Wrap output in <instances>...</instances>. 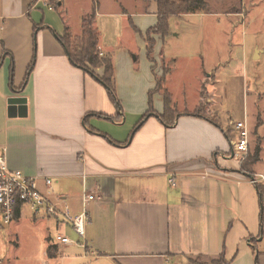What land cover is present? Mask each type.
Returning a JSON list of instances; mask_svg holds the SVG:
<instances>
[{"label": "crops", "instance_id": "crops-1", "mask_svg": "<svg viewBox=\"0 0 264 264\" xmlns=\"http://www.w3.org/2000/svg\"><path fill=\"white\" fill-rule=\"evenodd\" d=\"M68 1L81 5L77 31ZM81 1L0 0V149L12 168L37 176L47 198L68 204L73 214L83 211L85 191L96 196L86 203L85 237L75 232L76 243L71 236L72 243L55 242L59 233L68 237L72 227L54 217L57 232L46 237L45 255L55 244L54 258L72 251L63 258L75 259L80 248L81 259L107 264H211L222 255L226 264H257L256 256L264 264V251L258 249L264 242V231L259 238L264 194L262 198L258 188L264 193V179L252 181L264 177L259 168L264 117L259 114L255 140L247 101L253 92L241 70L233 69L229 49L228 57L222 53L221 58L211 31L202 28L194 35L195 48L182 51L202 62L206 76L198 80V75L197 81L207 87V113L194 114L202 89L196 105L180 108L175 103L180 113L167 127L159 119L165 107L161 90L153 95L154 114L137 129L159 77L174 97L172 70L166 72L164 63H177L182 54L181 49L167 50L180 38V21L201 17L199 27H204L211 10L172 16L170 36H155L152 60L146 36L158 20L155 0H89L88 8ZM53 4L60 17L51 13ZM94 5L99 48L102 56L113 59L121 108L95 76L73 64L60 41L65 27L75 36L82 33L83 18ZM124 29L132 45L124 42ZM18 97L26 102H10ZM236 119L248 121L250 147H261L252 178L241 172V160L234 155L238 133L231 122ZM45 177L51 186L44 184ZM27 206L32 207L22 206L18 218Z\"/></svg>", "mask_w": 264, "mask_h": 264}, {"label": "rangeland", "instance_id": "rangeland-1", "mask_svg": "<svg viewBox=\"0 0 264 264\" xmlns=\"http://www.w3.org/2000/svg\"><path fill=\"white\" fill-rule=\"evenodd\" d=\"M206 1L209 4L212 16L205 18L204 27H199L201 17H188L186 21L184 20L185 22L178 19L181 27L176 32H180V38L174 39L175 43H172L167 50L171 54L176 50L179 52L180 49L181 53L182 51L186 52L189 49H194L196 46L194 35L201 32L202 28L203 31L205 28L211 31L213 40H218L221 58H223L222 53L226 55L225 58L228 57L227 50L229 49L230 57H232L231 61L234 65L233 69L235 68L238 72L241 70L245 86H248L250 92H253L250 93L247 101L249 117L252 123L251 129L253 130L254 139L257 140L255 131L257 130L259 114L264 117V0ZM81 2H83L82 4L87 3L86 7L88 8L89 0H82ZM130 2L131 0H129ZM66 5L71 14L70 21L73 29L77 31L79 30L81 16L79 10L81 5L76 1H68ZM54 6L55 4H53ZM57 8L58 6H55L51 13L60 17V14H58L60 11ZM223 12L229 14L226 15ZM130 25L127 26L129 27ZM131 27L134 30L133 32L136 33L135 27ZM191 30L193 31L191 32ZM129 35V30L124 29V42L132 45L131 41L134 40L130 39ZM183 53L177 63L171 59L164 64L166 65L165 71H169V68L172 70L170 76L171 86L169 85V88H171V91L173 88L176 90V93L173 90L174 103L180 108H183L186 104L188 108L198 103L197 101L202 93L203 88L198 85L197 76L199 75V80L200 77L206 76V73L202 70V62L198 57L194 55L184 56ZM257 53L260 55L259 58ZM136 54L139 55V53ZM137 64L139 65V63ZM92 69L100 72L103 67H93ZM184 92L186 93L184 94ZM234 102L240 106L238 99ZM134 130L135 128L132 131L134 132ZM262 132H264V128L260 134ZM262 147H264V142ZM262 156H264V148ZM259 168L264 169V161L260 162ZM32 210V207L27 206L20 218L6 224L3 223L0 226V264H46L47 262L51 264H107L104 259H81L80 257L84 255V251L76 247H69L68 251L73 248L77 249L79 257L75 259H70V257L69 259L63 258V255L68 256L72 253V251H69V253L66 252L50 260L45 255L47 248L46 237L56 234L57 221L53 215L51 216L47 213L45 207L40 208V211L36 213ZM263 231L264 227L259 238L263 237ZM67 234L69 237H74V242H77L78 235L74 230L68 228ZM258 249L264 251V242L259 245ZM256 258L259 260V256H256Z\"/></svg>", "mask_w": 264, "mask_h": 264}, {"label": "trees", "instance_id": "trees-1", "mask_svg": "<svg viewBox=\"0 0 264 264\" xmlns=\"http://www.w3.org/2000/svg\"><path fill=\"white\" fill-rule=\"evenodd\" d=\"M53 1V0H51ZM157 3V11H158V20L155 26L148 30L146 36L147 42V55L149 58H152L153 52L155 50V36L159 35L162 39H166L171 34V26H170V18L172 16H182L187 13H201V12H209V4L206 0H155ZM52 3V2H50ZM96 7L95 5L92 8L90 14L84 16L82 21V33L78 36H75L71 29L68 27L64 28V32L60 37L61 43L64 45L65 50L69 59L73 62L77 67L82 68L86 73L95 76L98 81L104 86L107 90L109 98L112 102L117 105L119 108L122 105L119 102L117 97L116 90V80H115V70H114V62L111 56H102L101 50L99 48V31L93 25V22L96 17ZM32 65L28 71L27 79L29 74L33 69ZM91 66V67H89ZM93 67H103L104 72L103 76H99L96 74V71H93ZM167 72V71H166ZM163 80L164 77H159L157 79V85L154 91L150 92L149 97V110L142 115L140 121L137 124V129L142 127V125L154 114V104H153V95L157 91H163V102L165 104L164 111L159 115V119L167 126L171 127L177 120V116L179 115V110L175 103H173L171 93L163 88ZM203 93L200 99V104L196 111L195 115H204L207 113L209 106L206 102L207 87L203 86ZM250 147V145H249ZM261 152V147L258 145L255 147H250L248 154L240 161V170L245 175L252 178L254 175V166L256 162L259 160ZM261 197L263 198V189L261 186L258 187ZM47 251V256L50 259H53L57 256L59 247L55 244L49 245ZM227 259L224 255L221 256L220 259L214 260L211 264H226ZM257 264H259V260H257Z\"/></svg>", "mask_w": 264, "mask_h": 264}, {"label": "built area", "instance_id": "built-area-1", "mask_svg": "<svg viewBox=\"0 0 264 264\" xmlns=\"http://www.w3.org/2000/svg\"><path fill=\"white\" fill-rule=\"evenodd\" d=\"M231 124L238 133L237 139L232 144L234 155L238 159L244 158L250 149L248 121L246 119H236ZM259 178H253L252 181L259 182L264 179L263 176ZM43 181L45 185L51 186L50 178L45 177ZM170 181L174 183L172 179ZM83 199L85 205L83 211L79 214H73L68 204L51 202L42 191L39 178L28 175L21 169L12 168L5 150L0 149V226L3 223L6 224L17 219L22 206L31 205L35 208L45 207L49 215H53L64 224H69L80 237L84 238L87 232L86 223L88 220L86 203L95 200L96 196L85 191ZM55 242L68 244L72 243L73 240L69 236L59 233L55 237Z\"/></svg>", "mask_w": 264, "mask_h": 264}, {"label": "water", "instance_id": "water-1", "mask_svg": "<svg viewBox=\"0 0 264 264\" xmlns=\"http://www.w3.org/2000/svg\"><path fill=\"white\" fill-rule=\"evenodd\" d=\"M10 102L15 104H24L26 100L22 97H18V98H13L12 100H10ZM20 107H22V105H20Z\"/></svg>", "mask_w": 264, "mask_h": 264}]
</instances>
